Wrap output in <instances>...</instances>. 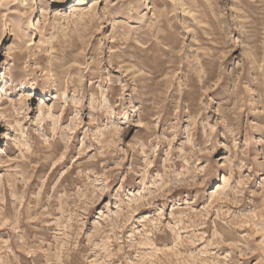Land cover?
Masks as SVG:
<instances>
[{"label":"rangeland","instance_id":"1","mask_svg":"<svg viewBox=\"0 0 264 264\" xmlns=\"http://www.w3.org/2000/svg\"><path fill=\"white\" fill-rule=\"evenodd\" d=\"M0 264H264V0H0Z\"/></svg>","mask_w":264,"mask_h":264},{"label":"bare ground","instance_id":"2","mask_svg":"<svg viewBox=\"0 0 264 264\" xmlns=\"http://www.w3.org/2000/svg\"><path fill=\"white\" fill-rule=\"evenodd\" d=\"M220 190V187L218 188V191Z\"/></svg>","mask_w":264,"mask_h":264}]
</instances>
